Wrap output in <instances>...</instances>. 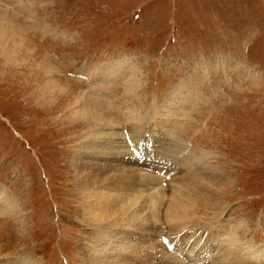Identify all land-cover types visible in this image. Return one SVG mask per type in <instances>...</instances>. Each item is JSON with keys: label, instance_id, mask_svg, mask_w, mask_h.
Instances as JSON below:
<instances>
[{"label": "rangeland", "instance_id": "374dc122", "mask_svg": "<svg viewBox=\"0 0 264 264\" xmlns=\"http://www.w3.org/2000/svg\"><path fill=\"white\" fill-rule=\"evenodd\" d=\"M0 33V188L13 200L12 210L0 212V262L93 264L92 250L110 245L109 240L96 244L101 230L84 213L87 189L78 188L72 166L75 153L93 138L91 123L70 117L68 107L81 89L131 99L117 84L89 86L84 75L95 64L126 60L137 70L133 100L139 114L151 112L152 133H161V123L154 125L155 111L171 103L178 84L187 81L190 96L202 92L206 97L186 109L184 117L198 125V131L180 132L188 150L159 155V160L161 151L147 153L152 158L147 165L154 169L151 163H156L162 173L154 176L164 191L154 220L159 225L148 233L124 226L119 236L130 231L145 240L128 248L134 252L127 259L131 264H157L153 259L158 257L162 264H191L180 251L196 239L194 248L202 244L193 264L224 263L215 258L216 249L206 253L205 243L213 239L217 245L229 233L245 251L264 248V0H0ZM43 59L63 85L59 93L42 88L48 77L40 68ZM203 63L206 68L199 69ZM134 121L118 124L132 152L146 134ZM157 139L158 148L166 142L161 135ZM191 149L193 162L207 166L210 177L220 175L207 183L221 195L218 207L195 198L200 210L188 214L178 233L176 227L169 229L163 208L173 192L195 184L189 182L195 167L178 163ZM159 232L163 238L155 237ZM185 241L182 249L178 244ZM244 262L264 264V259Z\"/></svg>", "mask_w": 264, "mask_h": 264}, {"label": "bare ground", "instance_id": "6f19581e", "mask_svg": "<svg viewBox=\"0 0 264 264\" xmlns=\"http://www.w3.org/2000/svg\"><path fill=\"white\" fill-rule=\"evenodd\" d=\"M216 63L220 64L221 61H216ZM40 64V68L46 72V75L48 73V77L42 88L51 94L59 93L60 91L58 90L59 88H63V85L59 82L56 75L57 73H54L55 69L52 68L47 59L41 60ZM205 68L204 63L199 67V69ZM84 73V75L88 76L89 86L91 83L96 84L98 82L117 84L121 86L126 95L131 98L128 100L127 97L124 98L113 92L106 94V92L99 91L98 89L90 92L81 89L73 96L68 107L70 117L87 120L92 126V128L89 126V129H92L90 133L92 132L91 134L93 135V138L88 144L86 143L81 146V151L75 153L72 161V166L75 169V181L78 188L87 189V193L85 191V193H83L82 208L85 215L88 216V219L92 220L94 225L101 230L100 236L96 238V241L99 243L96 244L107 242L108 240L111 242L108 246L102 247L101 245L96 251L92 250V262L93 264H131L132 260L130 261L127 257L131 256L130 251L134 252V249L128 250V248L131 246L133 247L134 245L139 246L141 243L145 244V240L143 237L137 238L135 232L126 231L125 234L127 235L125 236H119V232L121 230H126L124 228L125 225L130 226L129 229L134 231H144L146 233L153 231L151 226L155 225L154 220L158 219V212L162 206V198L164 196V191L162 192L157 188L160 181H156L155 178L161 177L162 174L158 169L157 171L155 170L156 163H151V165H154V169H150V162H148L150 160H148L149 155L147 153L149 152L150 154L151 150L161 151L160 153H157V159L159 160V155L165 157L168 152L174 150L177 152H183L185 148L188 150L189 148H187L186 140L183 146L180 142V140H183V136L180 135V132H185L188 128L191 129V131H198V125L184 117L186 116V109L194 108V106L197 105L196 103H199V101L202 102L201 100L206 97H203L204 93L202 92H197L190 96L189 93L191 91H188L189 88H187L189 87L187 85L188 82H181L175 87L176 90L173 92L174 96H171L172 101H169L171 103L167 106L162 105L163 107H161L160 110L155 111L157 116L154 125L158 126L156 124L161 123V126H163V129L160 128L162 134L160 132L152 133L149 123L151 112L148 111L139 114L137 103L133 100L138 94L136 89L139 85V76H137V70H135V66L132 65L131 62L126 60L124 62L116 61L107 64H95L86 68ZM200 75L203 77L204 72H201ZM200 75L195 74L196 77ZM62 92L64 93L65 91L62 90ZM66 95L70 96L69 93ZM99 95L102 98H100ZM193 100L196 102L193 103ZM132 119L135 121L131 124L135 125L137 128L139 127L142 134L146 133L143 134L144 136L142 135L143 139L140 145L134 142V151L136 153L132 152L133 146L127 145L123 140L120 131H118L119 123L122 124V122H127ZM169 129L179 131H175L174 134L172 131H169ZM160 135L165 137L166 142H164L162 146L159 145L160 147L158 148L159 143L157 141L159 139L157 138ZM149 141H153L155 147L152 145L153 143L150 146ZM192 151V149L189 151V156L180 155L178 163L181 162L182 164H188L195 167L191 170V175L193 176L192 179L189 180V182L195 184H193V186L188 183L185 185L186 180L183 179L184 184L180 182L178 185L181 186L183 184L186 186V189L180 187L178 191L176 190V192H173L174 195L170 197L169 202L167 201L166 207L163 208V215L165 220L167 219L166 221L169 223V229H174L176 227L175 231H178V233L182 231L181 228L185 225H182V223H184V221L189 222L188 218L191 217L188 214L195 211L193 210L195 207H197L196 209H199L198 207H200L201 204H213L217 206L221 195L220 189L207 183V180H211L212 182H216L215 180L218 181L220 175H218V179L215 178L216 176L210 177V171L207 170L208 167L206 165L202 164L206 166V168H202L200 167V164L193 162L194 156ZM97 158L102 159L101 161H96ZM158 162V165H161V160ZM147 163H149V166ZM139 165H142L143 167L140 168L141 166ZM134 166H137V168L135 169ZM150 171L154 172L156 175L151 174ZM185 172H187V170ZM187 174L190 176L189 172H187ZM164 178L165 177H163V179ZM201 181H204V184L201 185ZM91 188H94L96 192H89V189ZM178 192L180 193L178 194ZM185 195L187 198L182 197ZM195 198H200L201 204H197L198 202L196 203V201L198 200H195ZM9 208L12 210L13 200L6 197V195H3L0 188V212H3L4 210L8 211ZM158 225H155V227L157 228ZM193 226H198V222L196 221ZM185 232L186 231H184V233ZM193 232L195 234V231ZM212 233L216 234L215 232ZM159 235H161L160 232L155 234V237L158 238ZM155 237L153 236V239L158 241ZM125 238H127V240ZM196 238L198 239L199 236ZM237 238L236 234H226L225 239L217 243V245H215L216 241L214 242L213 239H209L205 244L208 245L210 250H206V253L210 254L216 249L215 258H224L225 260L224 263L218 264H244V260L250 259L253 263L264 259V248L262 250L256 249L245 251L243 250L242 245L237 242ZM120 241L125 242L121 244ZM194 243H196V239L194 240ZM194 243L193 246L190 245V247H185V251H180L182 255H185V257L191 261V264L194 262L195 250L202 244V240L196 248H194ZM151 244H154L153 241L146 245ZM185 244L186 241L182 245H178L184 249L183 245ZM94 246L96 248V245ZM95 248L91 247L90 249ZM189 251L192 252L189 253ZM152 255L153 254H149L151 257ZM155 259L159 260L158 263L156 262L157 264H162L163 260L160 259V257L154 258L153 260ZM176 261L177 260H175V262ZM213 262L217 264L216 261ZM150 263L151 262H148L147 264ZM0 264H11V261L6 260L0 262Z\"/></svg>", "mask_w": 264, "mask_h": 264}]
</instances>
